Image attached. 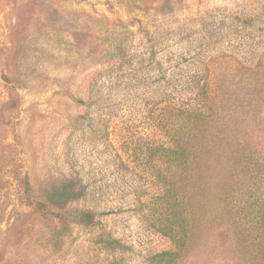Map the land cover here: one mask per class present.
<instances>
[{"label": "rangeland", "instance_id": "obj_1", "mask_svg": "<svg viewBox=\"0 0 264 264\" xmlns=\"http://www.w3.org/2000/svg\"><path fill=\"white\" fill-rule=\"evenodd\" d=\"M263 217L264 0H0V264H264Z\"/></svg>", "mask_w": 264, "mask_h": 264}, {"label": "trees", "instance_id": "obj_2", "mask_svg": "<svg viewBox=\"0 0 264 264\" xmlns=\"http://www.w3.org/2000/svg\"><path fill=\"white\" fill-rule=\"evenodd\" d=\"M169 149L170 148H166V150ZM56 189L57 191L59 190V195L62 197V199L65 200V202L81 199L85 196L86 193L84 186L75 178L61 182L59 185H57ZM38 203L40 202H37L36 204L38 205ZM44 206H46L45 202ZM72 219L77 223L85 225H93L97 223V221L95 220V214L89 210H77L76 215Z\"/></svg>", "mask_w": 264, "mask_h": 264}]
</instances>
